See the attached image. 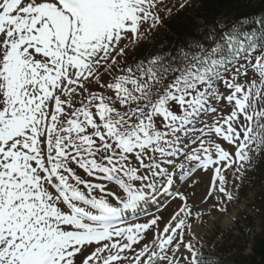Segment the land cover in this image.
<instances>
[{
  "label": "snow or ice",
  "instance_id": "1",
  "mask_svg": "<svg viewBox=\"0 0 264 264\" xmlns=\"http://www.w3.org/2000/svg\"><path fill=\"white\" fill-rule=\"evenodd\" d=\"M162 4L0 0V264L231 255L215 258L199 229L214 213L236 220L264 162V0H214L179 43L126 63Z\"/></svg>",
  "mask_w": 264,
  "mask_h": 264
},
{
  "label": "trees",
  "instance_id": "2",
  "mask_svg": "<svg viewBox=\"0 0 264 264\" xmlns=\"http://www.w3.org/2000/svg\"><path fill=\"white\" fill-rule=\"evenodd\" d=\"M199 6L194 9L192 6V12L188 7H185L165 20V26L161 27L156 31L152 37L149 44H142L139 46L135 52V59L141 58L150 51H155L162 45L179 43L184 35V33L191 30L193 27L199 25L196 22V18H200L204 23V13L207 11L208 7L214 2V0H197ZM252 179L256 182H261L264 187V162L257 165L256 170L253 172ZM241 195H246V190L243 189ZM255 206L259 218H260V230L255 231L256 228L250 226L252 223V218L250 216H245L244 226H238L235 231L237 235L232 234L233 231L227 232H217L213 236V240L217 247H219V257L222 259V253L231 252V255L227 257L226 263L229 261L235 262L234 264H264V192L257 193L255 200L252 202ZM244 229H251V231L245 234ZM254 230V231H253ZM254 232V238L251 246V250L245 253L249 244L250 234ZM222 236V241H217V238ZM234 236V239L231 237ZM235 249V251H231Z\"/></svg>",
  "mask_w": 264,
  "mask_h": 264
},
{
  "label": "rangeland",
  "instance_id": "3",
  "mask_svg": "<svg viewBox=\"0 0 264 264\" xmlns=\"http://www.w3.org/2000/svg\"><path fill=\"white\" fill-rule=\"evenodd\" d=\"M125 42L128 43L129 40L124 39L121 41V44ZM124 43V44H125ZM121 46V45H120ZM203 183L195 189V196L193 197V201L198 203L200 199H202L204 193L206 192V184L208 182L209 177L204 176ZM252 195V192L250 193ZM247 200H244L241 205L239 206L241 209L245 207ZM230 214H234L236 217L239 213L238 209H235L234 206L232 207V210L229 211ZM161 215H167V212L161 213ZM234 226V221L230 219V216L221 215L219 213H214V218L205 216L204 222L201 225L199 231L205 235V237L209 236L212 230L219 229V230H229L231 227ZM206 239V238H205Z\"/></svg>",
  "mask_w": 264,
  "mask_h": 264
}]
</instances>
